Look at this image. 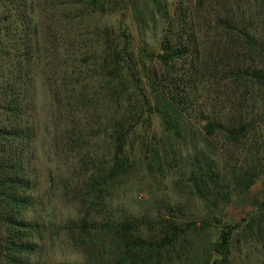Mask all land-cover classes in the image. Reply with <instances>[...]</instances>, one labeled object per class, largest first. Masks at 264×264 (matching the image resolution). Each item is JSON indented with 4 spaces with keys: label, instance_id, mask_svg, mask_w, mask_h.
I'll list each match as a JSON object with an SVG mask.
<instances>
[{
    "label": "trees",
    "instance_id": "obj_1",
    "mask_svg": "<svg viewBox=\"0 0 264 264\" xmlns=\"http://www.w3.org/2000/svg\"><path fill=\"white\" fill-rule=\"evenodd\" d=\"M33 2L0 19V264H32L38 246L25 215L42 114L61 159L47 180L76 209L61 226L86 256L57 264H264V198L251 193L264 177V0H63L82 28L57 45ZM105 11L116 26L87 21ZM135 155L205 212L117 207ZM233 201L249 206L237 221Z\"/></svg>",
    "mask_w": 264,
    "mask_h": 264
},
{
    "label": "rangeland",
    "instance_id": "obj_2",
    "mask_svg": "<svg viewBox=\"0 0 264 264\" xmlns=\"http://www.w3.org/2000/svg\"><path fill=\"white\" fill-rule=\"evenodd\" d=\"M63 0H34L33 4L37 8V18L42 26H49L57 33L58 39L53 35L50 38L51 44L57 45L61 43L62 38H72L77 33V28H82L78 20H72L68 16V9L61 5ZM19 0H0V19L5 12L14 13L13 17H17L20 9H17ZM125 17L124 14H121ZM120 15L111 14L109 11L94 13L87 21L91 26L103 27L116 26L119 23ZM86 21V22H87ZM130 33L136 40L138 38L135 23L131 18L127 19ZM0 21V29H1ZM63 24V25H62ZM58 30H57V28ZM15 28V25H14ZM16 31V30H14ZM4 32L0 30V34ZM39 33L43 34V29L40 26ZM74 34V35H73ZM19 35L15 32L8 35L11 41H14ZM9 40V41H10ZM153 38H148L151 42ZM74 41V40H73ZM13 50V48H12ZM16 50V49H15ZM11 51V49H10ZM200 96V93H199ZM202 99V96L200 97ZM39 101L38 107H42ZM43 105L46 104L42 100ZM42 113V112H41ZM39 115V111H37ZM45 122V114L40 116L39 132L43 134V144L37 141L38 156L36 159V170L39 176L38 189L36 192L35 201L30 210L26 213L25 218L34 223L38 222L41 226V231L35 232L34 239L37 240L35 255L33 256L32 264H57L60 261H69L72 263L84 262L85 253L79 248H74L66 239V232L62 229V224L74 218L76 209L74 206L63 199L60 190L55 182L49 183L47 174L49 168L54 167L60 160L57 161L55 153L52 152L51 135L48 131L52 129L53 125L43 124ZM153 128L159 130L161 124L158 118H153ZM49 124V123H48ZM99 150H102L100 147ZM137 163L132 172L128 175L126 180H123L121 186L112 195L114 204L119 208H125L131 213H157V208L160 211L171 212V209L177 214L178 219H192L197 216L200 217L204 212L202 203L187 190L177 192L172 173L161 177L146 172L145 167L138 161V156L135 155ZM251 193L257 195L259 198H264V177L260 178L251 187ZM249 206L241 201H233L227 206V218L241 219ZM156 211V212H155ZM50 222V223H49ZM49 223V224H48Z\"/></svg>",
    "mask_w": 264,
    "mask_h": 264
}]
</instances>
